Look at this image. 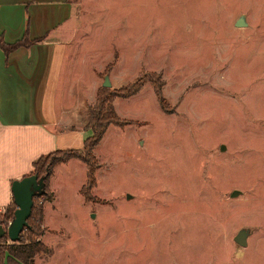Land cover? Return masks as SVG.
Instances as JSON below:
<instances>
[{"label":"rangeland","instance_id":"374dc122","mask_svg":"<svg viewBox=\"0 0 264 264\" xmlns=\"http://www.w3.org/2000/svg\"><path fill=\"white\" fill-rule=\"evenodd\" d=\"M70 2L58 108L116 61L110 90L160 74L167 110L151 83L116 99L131 124L96 148L87 196L83 163L55 171L35 264H264V0Z\"/></svg>","mask_w":264,"mask_h":264},{"label":"crops","instance_id":"0c3cea01","mask_svg":"<svg viewBox=\"0 0 264 264\" xmlns=\"http://www.w3.org/2000/svg\"><path fill=\"white\" fill-rule=\"evenodd\" d=\"M72 13L70 0H0L4 42L21 41L27 29L34 42L8 56L0 48L1 212L14 203L12 183L29 176L37 159L57 150L81 149L89 135L84 127L98 85L93 93H82L68 83L62 107L57 106Z\"/></svg>","mask_w":264,"mask_h":264},{"label":"trees","instance_id":"16d2710c","mask_svg":"<svg viewBox=\"0 0 264 264\" xmlns=\"http://www.w3.org/2000/svg\"><path fill=\"white\" fill-rule=\"evenodd\" d=\"M33 41L29 39V29L21 41L12 45L6 44L0 37V48L8 56L21 47H31ZM117 60V56L115 57ZM116 61L109 64L105 69V76L109 74L115 66ZM146 83H151L160 106L167 110L165 99L163 98V86L160 74L143 71L131 85H126L120 91H112L109 88L100 87L97 90L94 103L89 107L88 121L84 127L91 135L84 141L81 149L57 150L48 155L42 156L33 163V172L29 176L36 175L38 180H44V190L41 195L34 198V205L31 216L28 219V226L21 234V240L12 243L7 236L0 238V264H35L38 257L51 255V250L43 243L42 237L46 229L43 228L45 203L53 201L54 194L50 190V180L56 169L60 165H65L71 160L82 162L87 168V183L83 189V194L87 196L96 187V171L100 168L97 163L95 150L103 140L110 126L125 127L131 123L128 120L120 119L116 113L114 103L116 99H129L137 95ZM28 177V176H27ZM43 199L39 204L38 200ZM17 207L6 208L4 213L0 211V226L7 227L14 219Z\"/></svg>","mask_w":264,"mask_h":264},{"label":"water","instance_id":"95a60500","mask_svg":"<svg viewBox=\"0 0 264 264\" xmlns=\"http://www.w3.org/2000/svg\"><path fill=\"white\" fill-rule=\"evenodd\" d=\"M236 27L244 28L248 24L245 16H240L235 23ZM103 88H111V83L108 76H105ZM44 190V180H38L36 175L28 176L22 180L14 181L12 183L11 192L13 195V202L17 209L14 214V219L10 222L7 230L0 226V238L7 236L12 243L19 242L21 240V234L28 226V219L31 216L32 208L34 205V198L41 195ZM239 192L232 193V197L237 196ZM249 230H241L236 235L235 243L245 248L248 245Z\"/></svg>","mask_w":264,"mask_h":264},{"label":"built area","instance_id":"2783aa9c","mask_svg":"<svg viewBox=\"0 0 264 264\" xmlns=\"http://www.w3.org/2000/svg\"><path fill=\"white\" fill-rule=\"evenodd\" d=\"M9 225H10V223H9Z\"/></svg>","mask_w":264,"mask_h":264}]
</instances>
